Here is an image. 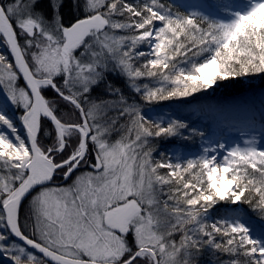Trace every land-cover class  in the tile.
I'll return each mask as SVG.
<instances>
[{"label":"snow or ice","instance_id":"snow-or-ice-1","mask_svg":"<svg viewBox=\"0 0 264 264\" xmlns=\"http://www.w3.org/2000/svg\"><path fill=\"white\" fill-rule=\"evenodd\" d=\"M0 48L2 264H264V93L232 146L143 110L264 77V0H0Z\"/></svg>","mask_w":264,"mask_h":264},{"label":"trees","instance_id":"trees-1","mask_svg":"<svg viewBox=\"0 0 264 264\" xmlns=\"http://www.w3.org/2000/svg\"><path fill=\"white\" fill-rule=\"evenodd\" d=\"M168 3H172L179 6L183 11L187 9L192 11L201 2L206 3L207 0H192L188 2H181L176 0H166ZM4 49L0 48V52ZM264 93V77L254 76V77H244L238 80L222 81L218 82L217 86L208 89L206 92H199L190 96L186 99H178L171 101H164L161 103L154 104H143V110L146 115L156 118L157 116H162L167 112H172L174 108H177V112L180 117V121L190 124L192 127L201 129L205 132L206 137L210 138L211 141L235 143L241 134V129L246 128V122L243 120H232L225 121L220 120L215 117L214 114L208 112L209 108L223 107L227 108L236 104H242L251 101L253 98L256 99V106L259 107V97ZM134 95V94H133ZM204 110V112L201 111ZM153 110L155 115H150V111ZM168 119H164L165 124ZM230 133H227L226 131ZM233 136V137H232ZM207 141H202L199 136L195 140H183L182 138H159L154 143V159H163V154H170L173 149L185 146L193 148L194 155H196L203 143ZM194 145V146H192ZM166 171V170H161ZM229 208H240L248 217H251L257 225L260 224V220L256 213L246 204L238 205H228L225 203H220L213 208L209 215L212 219H216L220 216L226 214V210ZM225 259L227 257H224ZM2 264V262H0Z\"/></svg>","mask_w":264,"mask_h":264},{"label":"rangeland","instance_id":"rangeland-1","mask_svg":"<svg viewBox=\"0 0 264 264\" xmlns=\"http://www.w3.org/2000/svg\"><path fill=\"white\" fill-rule=\"evenodd\" d=\"M176 1L188 2V1H192V0H176ZM198 5L199 6H203V5H205V3H203V2L201 3L200 2ZM149 111H150V115H155L153 110H149ZM177 111H178L177 108H174V110H172V112H170V113L167 112L165 115L162 114V116L164 117V119H177V120H180L181 115H179ZM226 132L230 133L228 130ZM238 139L239 140H237V142H235V143H241L242 144L243 137L241 136V134H240V137ZM227 143L229 144V146H232L233 144H235V143H230L229 140H227ZM192 146H194V145H192ZM174 153H179L182 156H187V157L194 156L193 148L190 149V147H185V146H180V147H177V148L173 149L172 152L169 154V156H171ZM243 214L246 217H248V214H246L244 211H243ZM209 216L212 219V216L211 215H209Z\"/></svg>","mask_w":264,"mask_h":264}]
</instances>
